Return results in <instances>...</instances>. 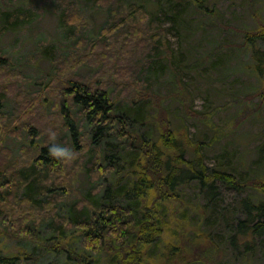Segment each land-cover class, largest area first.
Returning a JSON list of instances; mask_svg holds the SVG:
<instances>
[{"label": "trees", "instance_id": "obj_1", "mask_svg": "<svg viewBox=\"0 0 264 264\" xmlns=\"http://www.w3.org/2000/svg\"><path fill=\"white\" fill-rule=\"evenodd\" d=\"M61 1L70 3L73 10L74 6L78 8L77 3L72 0L55 2L61 20L76 28L69 15H65V9L60 7ZM87 1L109 7L111 23L108 29L113 32L104 36L108 40L113 37L114 41L117 40L115 32L124 27L129 29L131 36H138L137 28L146 29L143 31L146 34L161 28L160 25L154 26L155 22L160 21L158 23L164 25L165 20L188 37L199 33L206 25L205 18L193 19L195 15L215 19L216 23H211V27L220 23L221 16L213 0H149L147 4L144 0ZM160 9L163 16L158 15ZM2 13L0 32L8 28L7 22L17 25L29 20L30 16L21 9ZM137 24V28L132 27ZM259 42H264V29L256 34H247L241 47L245 50V44L256 45ZM168 48L165 50L168 63L164 65L160 60L165 57L159 56L162 48L157 45L150 47L152 55L142 71L146 77L140 78L143 88L137 86L138 92L131 99L122 98L121 91L114 94L113 86L93 88L90 83L77 79L67 82L69 85L63 89L65 99L60 102V109L65 119L64 128L70 135L67 136L70 140L67 147H72L70 153L49 140L40 147L38 157L31 163L20 166L14 163L13 152L2 146L3 136L7 129L21 133L25 128L16 129L20 124L17 113L5 112L6 105L0 99V128L4 129H0V159L4 158L0 162V221L12 226L5 225V230H1L4 235L36 245L58 238L56 233L62 235L74 231L83 238V248L88 253L86 257L66 245L48 244L47 247L67 251L68 259L75 264L95 263L96 257L102 253L109 257L110 264H159L156 260L160 259V254L156 259L152 254L168 233L172 238L160 251L163 255L174 258V264L203 263L198 254L201 249L203 253L210 254V234L203 232L199 235L186 223L172 227L177 218L169 211L172 206L179 205L181 211L176 216L181 220L187 218L192 203L185 191L194 185L198 207L193 210L200 219H204L218 204L222 185L241 190L242 183L229 169L210 166L204 153L207 143L193 140L185 124L174 123L169 104L167 106L165 101L175 99L182 104L185 117L194 116L187 89L179 84L182 93L179 91L166 96L151 85L148 87L149 83L155 84L151 82V74L157 76L168 65L176 67L178 57L173 49ZM167 51H171L170 56H167ZM48 52L51 59L58 58V51ZM252 57L253 72L264 80V48L256 47ZM199 64L195 61L184 69L192 70ZM171 75L172 84L177 85V74L171 72ZM157 82H160V77ZM262 90L264 98V86ZM2 97L5 95L0 92ZM30 130L37 129L31 127ZM78 152L82 157L85 155L84 163L70 169L72 156ZM76 158L79 160L78 155ZM80 167H83L89 182L96 185L91 196L82 195L63 215L62 205L73 197L72 175ZM260 186L264 193V183ZM17 207L24 208L25 212L17 215ZM241 208L243 217H236L233 222L228 219V213H223L226 208L221 209L224 227L230 230L229 244L234 250L242 249L240 255L245 263L255 250V239L264 238V199L258 202L243 199ZM198 209L200 213H197ZM15 224L21 228H16ZM45 225L52 237L43 238ZM33 260L38 263L39 255L31 251L7 253L0 244V264H23Z\"/></svg>", "mask_w": 264, "mask_h": 264}, {"label": "rangeland", "instance_id": "obj_2", "mask_svg": "<svg viewBox=\"0 0 264 264\" xmlns=\"http://www.w3.org/2000/svg\"><path fill=\"white\" fill-rule=\"evenodd\" d=\"M72 1L78 8L74 6L73 10L67 1H61L60 7L65 9V15H69L76 28L61 20L60 10L55 5L58 0H0V18H4L2 12L8 10L21 9L25 15L30 14L29 20L20 24L7 22L8 28L0 32V92L5 95L0 99L6 105L5 112L17 113L20 124L16 129L25 128L21 133L7 129L3 136L2 146L13 152L12 161L19 166L31 163L38 157L40 147L49 140L63 146L65 151L71 150L72 147H67L70 140L60 109V102L65 99L63 89L69 85L70 79L85 81L93 88L113 86L114 94L121 91L122 98L131 99L138 92L137 86L143 88L140 78L146 77L142 71L152 55L150 47L157 45L162 48L159 56L165 58L160 63L167 65L165 50H169V46L178 57L176 67L168 65L157 76L151 74V82L155 84L149 83L148 87L151 85L166 96L179 91L182 93L181 86L187 89L194 116L185 117L182 104L175 99L165 101L167 106L169 104L174 123L185 124L193 140L207 143L204 153L210 166L229 169L242 183L241 190L222 185L218 204L204 219H200L193 210L198 207L196 187H188L185 194L191 199L190 213L182 221L176 216L180 214L181 207L172 206L169 213L177 218L172 227L186 223L199 235L203 232L210 234V254L203 253L201 249L198 257L203 263L198 264H264V238L255 239V250L248 257L249 261L244 263L240 255L242 249L234 250L229 244L230 230L224 227L223 217L224 212L228 213V219L233 222L236 217H243V199L255 202L264 199L260 190L264 183V80L252 69V52L256 47L264 48V42L245 44V50L241 47L247 34H256L264 29V0H213L221 13L220 23L211 27V23H216L215 19L197 14L193 19L205 18L206 25L189 38L165 20L164 25L160 21L155 22L153 25L161 28L146 34L143 32L146 29L137 28L138 24L132 26L137 28L138 36H131L129 29L124 27L115 32L116 41L113 37L108 40L104 36L113 32L108 29L111 23L109 7H100L87 0ZM144 2L147 4L149 0ZM68 5L71 6L68 8ZM158 15L163 16V10L160 9ZM114 23L116 25L117 20ZM48 50L58 51V58L51 59ZM170 54L171 51H167V56ZM195 61L200 63L195 69H184ZM171 72L177 74V85L171 82ZM159 77L160 82H157ZM31 127L37 130L31 131ZM81 154L77 153L79 160L77 155L72 156L70 169L83 165L85 155L82 157ZM84 172L80 167L72 175L73 197L62 205L63 215L82 195L91 196L96 184H91ZM222 207L226 210L223 211ZM24 212L25 209L19 207L15 211L17 215ZM200 212L198 209L197 213ZM5 225L12 228L0 221V244L5 251H31L39 255L40 261L36 264H75L68 259L67 251L53 250L47 247L48 244L66 245L84 257L88 255L83 248V238L77 232L56 233L58 238L34 245L4 235L1 230H5ZM16 228L21 227L16 225ZM42 231L43 238L52 237L46 225ZM170 238L172 235L166 233L160 246L152 251L154 259L160 254V259L156 260L159 264H174L176 261L160 252ZM96 259L95 263L91 261L89 264H110L106 254L102 253ZM23 264H35V260Z\"/></svg>", "mask_w": 264, "mask_h": 264}, {"label": "clouds", "instance_id": "obj_3", "mask_svg": "<svg viewBox=\"0 0 264 264\" xmlns=\"http://www.w3.org/2000/svg\"><path fill=\"white\" fill-rule=\"evenodd\" d=\"M54 151H59V150H57V149H54Z\"/></svg>", "mask_w": 264, "mask_h": 264}]
</instances>
